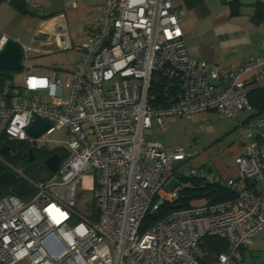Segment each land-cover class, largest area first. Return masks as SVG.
I'll return each instance as SVG.
<instances>
[{"label":"built area","instance_id":"2783aa9c","mask_svg":"<svg viewBox=\"0 0 264 264\" xmlns=\"http://www.w3.org/2000/svg\"><path fill=\"white\" fill-rule=\"evenodd\" d=\"M183 17L178 0H104L65 79L54 71L39 77L29 54L40 50L21 47L25 87L13 93L0 86V143L41 151L57 129L71 140L56 146L63 158L45 181L27 179L0 154L5 170L35 191L28 201L0 197V264H200L206 238L227 243L212 264H239L240 250L264 232V114L237 124L246 147L238 161L240 182L199 168L178 175L173 163L186 161L183 150L168 152L146 134L153 121L162 126L168 118L189 120L209 111L233 119L250 112L245 78L252 72L264 78V58H255L231 72L216 66L211 78L220 87L207 84L206 63L187 53ZM57 18L44 54L64 42L63 17ZM8 40L2 37L0 50ZM35 120L49 125L36 139L27 133ZM181 180L234 197L219 204L194 200L146 224L147 216L179 201ZM78 188L92 194L97 220L77 213Z\"/></svg>","mask_w":264,"mask_h":264},{"label":"crops","instance_id":"0c3cea01","mask_svg":"<svg viewBox=\"0 0 264 264\" xmlns=\"http://www.w3.org/2000/svg\"><path fill=\"white\" fill-rule=\"evenodd\" d=\"M178 3L184 11L181 28L187 53L206 63L207 84L220 87V83L211 78L216 66L231 72L251 59L264 58V0H178ZM103 4L104 0H0V41L6 37L21 47L39 49L40 53H31L34 56L30 57L32 62L56 53H70L71 69L62 70L68 78L81 58L78 47L94 32ZM27 5L34 13L28 12ZM59 16L63 17L64 42L60 50L44 54V50L51 48L46 40L53 37ZM27 38L29 43L25 44ZM33 68L39 77H45L49 71L58 72L42 64H34ZM245 80L252 102L250 112H240L235 119L215 111L194 116H203L201 121L215 116L226 118L233 122V128L217 131L207 147L187 157L185 162L191 159L190 169H207L216 177L241 181L238 161L246 152V147L239 143L237 124L264 114V78L252 72ZM13 86V93L16 92L13 89H22L14 80ZM239 116L244 117L241 119ZM163 125H158L161 132H165ZM156 142L167 151L162 142ZM54 150L58 149L55 147ZM257 189L261 191L262 186L257 185ZM238 259L239 264L247 261V264H264V232L254 239L249 248L240 250Z\"/></svg>","mask_w":264,"mask_h":264},{"label":"rangeland","instance_id":"374dc122","mask_svg":"<svg viewBox=\"0 0 264 264\" xmlns=\"http://www.w3.org/2000/svg\"><path fill=\"white\" fill-rule=\"evenodd\" d=\"M24 43H29L28 38L24 41ZM30 57H34L33 54L30 53ZM71 57L72 55L67 52L56 53L52 56L42 58L38 62H32V64L33 66L34 64H42L46 68L57 69L58 72H60L59 76L65 79L66 74L62 70L64 69L65 71H68V69H71V63L69 59ZM55 72L58 74L57 71ZM13 80L20 88L25 87L24 75L22 72L14 73ZM67 95L68 93L65 92L64 96ZM201 117L203 116L193 117L189 120L185 118L168 119L163 125L165 132H161L159 126L156 125L157 123L153 121L152 129L146 134H149L153 140L162 142L167 151L173 152L181 149L183 150L186 157H190L193 156L194 153L198 152V150L201 148L207 147L218 134L217 131L221 129L230 130L231 127L233 128V122L226 118L215 116L208 118L205 121H201ZM243 117L239 116L241 119ZM236 135L238 136V134ZM70 140L71 137L65 129H57L53 134L50 135L49 145L41 151L45 156H47L53 152V149L57 145H64ZM173 166L175 169H177V174L181 175L191 166V159L187 162L173 163ZM17 167L22 172H26L28 169L33 168L36 173H38L41 168L39 161L33 163L32 165H30L27 161H17ZM175 182L176 180H174L169 186L171 187L175 185ZM190 185L192 184L181 180L180 185L177 186V190H181L183 187ZM76 211L86 219L89 218L88 216L93 214V221L94 219L97 220V204L95 201H93L92 194L89 191L86 192L78 188L76 192ZM247 262H243L242 264H247Z\"/></svg>","mask_w":264,"mask_h":264},{"label":"trees","instance_id":"16d2710c","mask_svg":"<svg viewBox=\"0 0 264 264\" xmlns=\"http://www.w3.org/2000/svg\"><path fill=\"white\" fill-rule=\"evenodd\" d=\"M13 74V72L0 71V86L2 88L11 89L14 87ZM248 99L252 105L250 94H248ZM4 145L16 146L18 148V152L15 157L4 156L8 163L17 167V161L28 162V152L31 149L28 144L10 143L4 139L0 143V149ZM33 152L35 156L33 163L39 161L41 168L38 173H36L33 168H30L23 173L29 180L45 181L53 175V173H51L45 165L46 159L54 154H57L63 158V153L60 150H54L49 155L45 156L42 151L33 150ZM33 163L29 164L32 165ZM184 182H189L192 185L183 187L181 190H179V201L175 205L164 206L156 214L147 216L145 220L146 224L151 225L172 211L186 209L189 207L190 202L194 200L208 199L212 203L219 204L234 197V194L229 191H226L220 187L205 185L204 183L197 180H184ZM34 194L35 191L29 181L20 177H17L15 180L0 186V197L3 195H13L22 201H28L33 197ZM200 248V264H212L216 256L227 250V243L217 238H206L201 242Z\"/></svg>","mask_w":264,"mask_h":264},{"label":"water","instance_id":"95a60500","mask_svg":"<svg viewBox=\"0 0 264 264\" xmlns=\"http://www.w3.org/2000/svg\"><path fill=\"white\" fill-rule=\"evenodd\" d=\"M27 5L28 12H33L32 9ZM23 53L21 46L14 42L8 41L6 45L0 50V71H8V72H21ZM46 92V91H45ZM11 93V92H10ZM9 93V95H10ZM49 129V125L42 120H35L31 127L27 130V133L30 137L36 139L44 132ZM18 152V148L16 146H8L4 145L0 149V154L5 157H15ZM35 160L34 152L32 149L28 152V163H33ZM61 157L57 154H54L48 157L45 161V165L51 173H55L60 165ZM16 179L14 174L7 172L2 164H0V186L4 185L10 181Z\"/></svg>","mask_w":264,"mask_h":264},{"label":"bare ground","instance_id":"6f19581e","mask_svg":"<svg viewBox=\"0 0 264 264\" xmlns=\"http://www.w3.org/2000/svg\"><path fill=\"white\" fill-rule=\"evenodd\" d=\"M87 181V180H86Z\"/></svg>","mask_w":264,"mask_h":264},{"label":"flooded vegetation","instance_id":"af4514ba","mask_svg":"<svg viewBox=\"0 0 264 264\" xmlns=\"http://www.w3.org/2000/svg\"><path fill=\"white\" fill-rule=\"evenodd\" d=\"M12 147V146H11Z\"/></svg>","mask_w":264,"mask_h":264}]
</instances>
